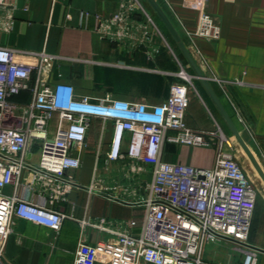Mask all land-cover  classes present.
I'll list each match as a JSON object with an SVG mask.
<instances>
[{
    "label": "crops",
    "instance_id": "1",
    "mask_svg": "<svg viewBox=\"0 0 264 264\" xmlns=\"http://www.w3.org/2000/svg\"><path fill=\"white\" fill-rule=\"evenodd\" d=\"M11 1L15 2L14 21L9 30L0 27V44L17 50L58 55L51 71V82H69L79 95L111 93L128 100L162 101L169 91L159 96H148L146 93L130 95L122 91L116 81V71L142 69L143 64L149 63V58L150 63L165 71H175L179 65L192 75L186 121L194 129L209 131L219 125L229 130V134L225 133L233 140L236 153H241L237 156L258 191L248 242L260 250L257 264H264V179L235 139L187 58L183 59L175 49L172 53L166 48L153 53L161 45L154 31L147 36L141 29L122 32L113 26L110 33L101 30L102 25L110 23L120 11L124 0ZM157 1L179 31L264 172V0H207V9L220 26V35L216 39L192 34L199 22L196 0ZM141 9L130 11L129 17L135 23L142 20L148 22L143 13L147 7L143 11ZM6 12L3 10V13ZM145 12L148 16V11ZM174 58L179 62L177 65ZM16 59L35 64L39 62L36 57L20 54L16 55ZM216 79L225 83L221 84ZM14 99L28 102L31 94L24 91ZM103 126L102 120H93L85 146L75 152L82 159L81 167L68 172L75 184L64 194L55 197L46 193L42 196L37 189L30 191L27 183L33 176L28 170L24 171L20 194L42 201L68 217L58 232L30 220L16 218L2 253L4 264H74L81 240L97 244L115 236L96 226L84 224V220L100 223L104 219L103 224L111 229L121 225L130 227L128 223L135 220L137 223L129 229L139 235L146 212V187L152 180L151 166L131 177L133 172L129 170V160H109L107 151L113 137V125L107 123ZM40 154V147H36L29 155L30 161L38 163ZM215 156V147L172 142L165 143L163 152V158L168 161L199 167H211ZM114 169L120 175L112 176L110 172ZM14 191L13 185L4 189L6 195H12ZM226 242L209 243L217 246L210 245L206 252L204 249V258L210 262L243 264V253L228 252Z\"/></svg>",
    "mask_w": 264,
    "mask_h": 264
},
{
    "label": "built area",
    "instance_id": "2",
    "mask_svg": "<svg viewBox=\"0 0 264 264\" xmlns=\"http://www.w3.org/2000/svg\"><path fill=\"white\" fill-rule=\"evenodd\" d=\"M196 2L199 22L192 34L218 38L220 26L208 11L207 0ZM140 7L144 9L140 0L122 1L120 11L101 30L110 33L113 26L122 32L140 30L139 23L129 17L130 11ZM14 9L15 2L0 0V27L11 29ZM19 54L39 62L18 61ZM58 57L0 44V263L4 264L2 253L16 218L58 232L68 217L20 194L24 171L33 176L27 183L30 191L37 189L42 196L50 193L55 197L67 192L75 184L68 172L82 164L75 152L85 146L93 120L100 119L104 126L113 125L108 159L129 160L131 177L151 166L152 180L146 187V212L139 235L129 229L135 220L128 223L130 227L116 229L106 227L104 219L100 223L84 220V224L115 236L97 244L81 240L74 264H228L210 262L203 256L206 245L218 241L238 243L243 264H257L260 250L248 242L257 188L242 166L233 140L219 125L209 131L188 125L187 83L192 82V75L182 67L177 74L182 80L173 83L169 96L160 102L128 100L111 93L79 95L69 82H51ZM24 91L30 92V101H16ZM166 142L215 147L214 164L199 167L168 161L163 158ZM36 147L41 154L39 162L33 163L29 155ZM8 185L14 186V194L6 195Z\"/></svg>",
    "mask_w": 264,
    "mask_h": 264
},
{
    "label": "rangeland",
    "instance_id": "3",
    "mask_svg": "<svg viewBox=\"0 0 264 264\" xmlns=\"http://www.w3.org/2000/svg\"><path fill=\"white\" fill-rule=\"evenodd\" d=\"M144 5L143 7L146 9L145 11H148V16L143 9H141L145 15V17L148 19V22L145 21H140V29L141 32L145 31L148 36L154 31L157 33L159 39H160V48L158 49V52L162 49H167L172 53V50L178 51V45L173 39V37L170 35V33L165 29L162 20L157 16V14L150 8L149 3L147 0H142ZM150 11V12H149ZM152 14V15H151ZM151 16V17H150ZM138 30V29H137ZM144 33V34H145ZM175 51V52H176ZM157 53V51H155ZM176 58H174L175 60ZM151 59L149 58V63L143 64L142 69H128V70H121V71H116V81L117 83H120V89L122 91L127 92L130 95H136L140 93H146L148 96H159L161 93H164V91L168 92L170 94V89L173 83L179 82L177 79V74L180 73L182 67L179 65L176 67L175 71H165L164 68H158L154 64L150 63ZM177 59L175 60V63L177 65ZM179 63V62H178ZM125 63H121V65L124 67ZM179 67V68H178ZM175 76V77H174ZM185 78V77H184ZM189 86V83H187ZM169 96V95H168ZM226 133H230L228 129L223 128ZM241 153L238 151L237 155L240 156ZM112 176H117L120 175L116 169L112 170L110 172ZM258 180H256V183ZM227 243V242H226ZM227 245L228 249L234 253L239 255L240 251L236 249V246L239 244L234 242V241H228ZM210 245H215L213 244H207L205 247V252L207 249H209ZM225 247V248H227Z\"/></svg>",
    "mask_w": 264,
    "mask_h": 264
},
{
    "label": "water",
    "instance_id": "4",
    "mask_svg": "<svg viewBox=\"0 0 264 264\" xmlns=\"http://www.w3.org/2000/svg\"><path fill=\"white\" fill-rule=\"evenodd\" d=\"M147 1L151 5V7L154 9L156 14L160 17V19L162 20V22L164 23V25L168 29L169 33L171 34V36L173 37V39L175 40V42L177 43V45L179 46V48L181 49V51L183 52V54L185 55L187 60L189 61L190 65L192 66V68L194 69V71L196 73V76L199 77L201 79V81L203 82L204 86L206 87L207 91L209 92V94L211 95L213 100L215 101V103H216L217 107L219 108V110L221 111L225 121L227 122L228 126L230 127L231 131L233 132L235 139L238 141L239 145L242 147V149L244 150V152L248 156L249 160L253 163L254 167L256 168V170L258 171L260 176L264 179V172L261 169L259 162L257 161L255 155L253 154V152L249 148L248 144L246 143V141L242 137L240 131L238 130L237 126L235 125L233 119L231 118V116L229 115V113L225 109L224 105L220 101V99H219L218 95L216 94L212 84L210 83L208 78L201 71L198 63L195 60V57L193 56L192 52L190 51L188 46L183 41V38L181 37L179 31L176 29V27L174 26V24L172 23V21L170 20L168 15L166 14L165 10L162 8V6L159 4V2L157 0H147Z\"/></svg>",
    "mask_w": 264,
    "mask_h": 264
},
{
    "label": "trees",
    "instance_id": "5",
    "mask_svg": "<svg viewBox=\"0 0 264 264\" xmlns=\"http://www.w3.org/2000/svg\"><path fill=\"white\" fill-rule=\"evenodd\" d=\"M158 16V15H157ZM159 17V16H158ZM160 18V17H159ZM163 23V22H162ZM163 25H164V23H163ZM164 27H165V29L168 31V29L166 28V26L164 25ZM169 32V31H168ZM171 35V34H170ZM178 52L180 53V55H181V57L184 59V54H183V52L181 51V49L179 48V46H178ZM176 80H178V81H181L182 79L181 78H179L178 76H177V79ZM168 97V96H167Z\"/></svg>",
    "mask_w": 264,
    "mask_h": 264
},
{
    "label": "bare ground",
    "instance_id": "6",
    "mask_svg": "<svg viewBox=\"0 0 264 264\" xmlns=\"http://www.w3.org/2000/svg\"><path fill=\"white\" fill-rule=\"evenodd\" d=\"M184 76L189 77L186 73H184Z\"/></svg>",
    "mask_w": 264,
    "mask_h": 264
}]
</instances>
